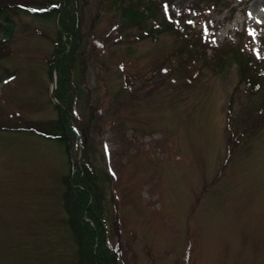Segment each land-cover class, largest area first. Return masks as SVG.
<instances>
[{"label":"rangeland","instance_id":"1","mask_svg":"<svg viewBox=\"0 0 264 264\" xmlns=\"http://www.w3.org/2000/svg\"><path fill=\"white\" fill-rule=\"evenodd\" d=\"M79 1L76 140L38 134L58 117L47 63L56 19L18 11L9 38L0 25V264H93L95 244L64 203L79 156L108 174L101 212L115 264H264V77L250 92L230 57L247 46L264 58V0H164L154 38L111 0ZM46 2L58 0L0 6ZM199 35L187 68L177 52Z\"/></svg>","mask_w":264,"mask_h":264},{"label":"trees","instance_id":"2","mask_svg":"<svg viewBox=\"0 0 264 264\" xmlns=\"http://www.w3.org/2000/svg\"><path fill=\"white\" fill-rule=\"evenodd\" d=\"M111 1L117 11H120L126 19L134 21L139 26L148 25L153 38L163 30L161 24L164 20H161L159 13L161 3H165L164 0ZM79 3H81L79 0H58L57 3L46 2L44 5L34 8H29L30 6L26 4L0 6V25L6 24L7 37L11 35V16L18 11H24L42 20H55L59 17L61 31L55 29L53 51L47 63L49 64V74H51L52 66L56 64L54 96L64 108L54 105L58 114L57 119L52 121L47 129L39 130L38 134L52 137L60 142H66L70 138L72 140L78 139L76 128L70 119V116L73 118L75 109L70 104L72 99L78 96L75 74L79 69H83L86 63V57L82 51L85 38L84 31L81 32L83 6ZM31 9H36V11ZM167 13L169 18L166 20L170 22L168 29L171 31L174 28L173 31H179L181 34L183 31L187 37L189 25L181 23L182 19L179 15ZM184 30L186 31L184 32ZM199 36H195L193 40H191L193 36H189L187 48L177 52L178 55H181L178 59H183L187 68H190V65L197 59L196 55L199 54V51L195 50V44L202 42L201 35ZM231 49L230 47L229 51ZM233 49L235 53L230 57L235 62L239 76L244 79L246 88L253 92L260 87L259 78L264 77V58L255 57L256 51L248 52L247 46L244 47L245 50L242 47ZM220 56L223 59V55ZM83 135L81 145L82 149H85L86 139L84 133ZM73 168L75 170L72 175H69L64 203L73 207V211L80 220L84 237L95 244L91 254L93 264H115L116 248L110 243L106 235L105 221L101 212V195L104 191V184L102 183L103 179L108 180V174L101 168H94L89 165L84 157H81L80 166ZM89 221H92L94 225L92 226Z\"/></svg>","mask_w":264,"mask_h":264},{"label":"water","instance_id":"3","mask_svg":"<svg viewBox=\"0 0 264 264\" xmlns=\"http://www.w3.org/2000/svg\"><path fill=\"white\" fill-rule=\"evenodd\" d=\"M57 26L59 27V21H57ZM52 79L54 80V76L52 77ZM53 88H54V85H52V87H51L50 97L52 98V100L55 104H58V102L55 100L54 95H53Z\"/></svg>","mask_w":264,"mask_h":264},{"label":"snow or ice","instance_id":"4","mask_svg":"<svg viewBox=\"0 0 264 264\" xmlns=\"http://www.w3.org/2000/svg\"><path fill=\"white\" fill-rule=\"evenodd\" d=\"M32 11H36V9H32ZM5 83H7V81H5Z\"/></svg>","mask_w":264,"mask_h":264}]
</instances>
